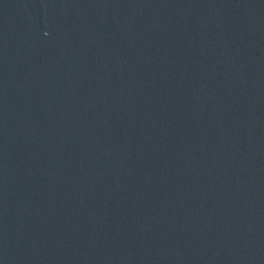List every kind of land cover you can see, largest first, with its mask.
<instances>
[{"label": "water", "instance_id": "95a60500", "mask_svg": "<svg viewBox=\"0 0 264 264\" xmlns=\"http://www.w3.org/2000/svg\"><path fill=\"white\" fill-rule=\"evenodd\" d=\"M0 264H264V0H0Z\"/></svg>", "mask_w": 264, "mask_h": 264}]
</instances>
